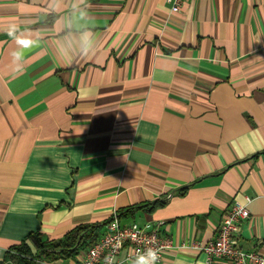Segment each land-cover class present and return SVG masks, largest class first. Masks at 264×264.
<instances>
[{"label":"crops","instance_id":"0c3cea01","mask_svg":"<svg viewBox=\"0 0 264 264\" xmlns=\"http://www.w3.org/2000/svg\"><path fill=\"white\" fill-rule=\"evenodd\" d=\"M246 196L264 256V0H0V264L114 214L162 264H232L179 245Z\"/></svg>","mask_w":264,"mask_h":264},{"label":"built area","instance_id":"2783aa9c","mask_svg":"<svg viewBox=\"0 0 264 264\" xmlns=\"http://www.w3.org/2000/svg\"><path fill=\"white\" fill-rule=\"evenodd\" d=\"M173 11H179L183 0H167ZM235 200L225 211L216 237L208 242L186 241L179 247L204 252L209 261L225 259L232 264H264V256L256 251H246L238 244L242 224L250 217L249 203ZM172 247V241L159 235L157 228L141 226L136 221L123 222L114 214L97 242L87 248L79 264H137V259L153 249L157 254L155 264H162L165 252ZM126 249L125 258L120 259Z\"/></svg>","mask_w":264,"mask_h":264},{"label":"trees","instance_id":"16d2710c","mask_svg":"<svg viewBox=\"0 0 264 264\" xmlns=\"http://www.w3.org/2000/svg\"><path fill=\"white\" fill-rule=\"evenodd\" d=\"M111 220L112 218L106 223L79 225L57 242L44 240L38 233L31 234L28 239L37 248L36 253L34 254L24 241L20 246L15 247L17 264H38L36 262L38 258L52 261L58 257H72L97 242L104 233L102 228Z\"/></svg>","mask_w":264,"mask_h":264},{"label":"clouds","instance_id":"9594fccd","mask_svg":"<svg viewBox=\"0 0 264 264\" xmlns=\"http://www.w3.org/2000/svg\"><path fill=\"white\" fill-rule=\"evenodd\" d=\"M13 29L9 31V35H11ZM11 56L13 59V62H18L20 60V54L17 51H12ZM17 68L15 69L16 72L22 71V68L17 64ZM157 254L153 249L148 250L146 254L141 255L137 259V264H155L157 260Z\"/></svg>","mask_w":264,"mask_h":264}]
</instances>
